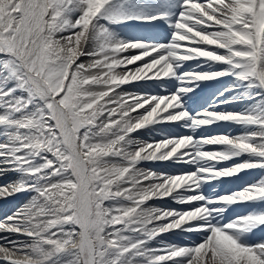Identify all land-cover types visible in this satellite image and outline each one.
Segmentation results:
<instances>
[{"label": "snow or ice", "instance_id": "6c2138e0", "mask_svg": "<svg viewBox=\"0 0 264 264\" xmlns=\"http://www.w3.org/2000/svg\"><path fill=\"white\" fill-rule=\"evenodd\" d=\"M9 174L2 264H264V0H0Z\"/></svg>", "mask_w": 264, "mask_h": 264}, {"label": "bare ground", "instance_id": "6f19581e", "mask_svg": "<svg viewBox=\"0 0 264 264\" xmlns=\"http://www.w3.org/2000/svg\"><path fill=\"white\" fill-rule=\"evenodd\" d=\"M232 131H236V129H231ZM145 167H151L150 165L146 164ZM155 167V166H154ZM162 167L161 164L156 166V168ZM13 177L11 174L5 175L3 177H0V184H3L5 182H8L12 180ZM21 200L19 198H9L8 200L0 199V217H4L5 214H10L11 211L15 209L19 205ZM19 202V203H18ZM156 203H161V202H156ZM166 206L169 207H179L178 205L172 204L170 201H165L163 202ZM169 239H176L175 237H169ZM2 264V262H0Z\"/></svg>", "mask_w": 264, "mask_h": 264}]
</instances>
